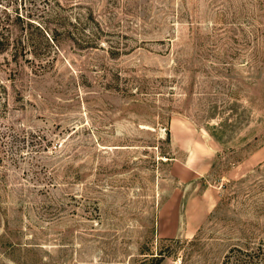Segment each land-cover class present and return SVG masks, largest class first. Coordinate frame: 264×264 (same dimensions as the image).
<instances>
[{"label": "rangeland", "instance_id": "1", "mask_svg": "<svg viewBox=\"0 0 264 264\" xmlns=\"http://www.w3.org/2000/svg\"><path fill=\"white\" fill-rule=\"evenodd\" d=\"M240 250L264 254V0H0V264Z\"/></svg>", "mask_w": 264, "mask_h": 264}, {"label": "trees", "instance_id": "2", "mask_svg": "<svg viewBox=\"0 0 264 264\" xmlns=\"http://www.w3.org/2000/svg\"><path fill=\"white\" fill-rule=\"evenodd\" d=\"M263 259V253H244L242 250H240L239 252H232L228 254L225 264H264Z\"/></svg>", "mask_w": 264, "mask_h": 264}]
</instances>
